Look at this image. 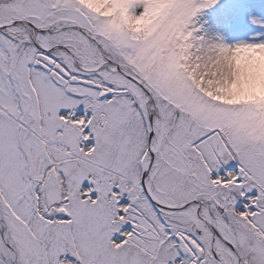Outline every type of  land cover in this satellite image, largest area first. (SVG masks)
I'll list each match as a JSON object with an SVG mask.
<instances>
[{
	"label": "snow or ice",
	"instance_id": "6c2138e0",
	"mask_svg": "<svg viewBox=\"0 0 264 264\" xmlns=\"http://www.w3.org/2000/svg\"><path fill=\"white\" fill-rule=\"evenodd\" d=\"M222 0H0V264H264V18Z\"/></svg>",
	"mask_w": 264,
	"mask_h": 264
},
{
	"label": "rangeland",
	"instance_id": "374dc122",
	"mask_svg": "<svg viewBox=\"0 0 264 264\" xmlns=\"http://www.w3.org/2000/svg\"><path fill=\"white\" fill-rule=\"evenodd\" d=\"M250 15L264 18V0H222L219 7L206 11L201 21H207L209 29L222 24L221 31L225 29L230 36H237L249 28Z\"/></svg>",
	"mask_w": 264,
	"mask_h": 264
},
{
	"label": "bare ground",
	"instance_id": "6f19581e",
	"mask_svg": "<svg viewBox=\"0 0 264 264\" xmlns=\"http://www.w3.org/2000/svg\"><path fill=\"white\" fill-rule=\"evenodd\" d=\"M222 27H223V25L220 24L219 28L216 29V28L213 27V28H211L210 30L213 31V32H219V31H220L221 34H224V35H225L227 38H229V39L235 37V36H230V35L225 31V29H223V30L221 31Z\"/></svg>",
	"mask_w": 264,
	"mask_h": 264
}]
</instances>
